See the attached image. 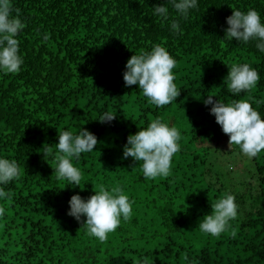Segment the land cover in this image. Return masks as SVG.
<instances>
[{
    "label": "trees",
    "instance_id": "1",
    "mask_svg": "<svg viewBox=\"0 0 264 264\" xmlns=\"http://www.w3.org/2000/svg\"><path fill=\"white\" fill-rule=\"evenodd\" d=\"M12 3L26 25L19 36L24 64L0 73V155L16 159L23 174L5 186L11 199L0 201V264H264V151L249 158L230 148L203 102L208 95L226 103L245 97L253 107L264 101V53L254 42L222 39L234 8L264 16V0H199L181 21L182 33L170 28L177 18L170 5L167 20L153 15L166 0ZM157 43L175 57L181 91L163 107L123 79L127 60ZM226 63H249L261 79L233 96ZM258 110L264 114V103ZM105 111L115 119L99 121ZM156 118L181 130V151L167 177L145 179L123 149ZM82 127L99 143L73 161L83 173L74 187L57 180L43 147L54 148L59 131ZM100 186H121L134 202L130 219L105 241L67 214L72 195L88 198ZM226 193L235 195L238 216L219 236L201 232L199 220Z\"/></svg>",
    "mask_w": 264,
    "mask_h": 264
},
{
    "label": "clouds",
    "instance_id": "2",
    "mask_svg": "<svg viewBox=\"0 0 264 264\" xmlns=\"http://www.w3.org/2000/svg\"><path fill=\"white\" fill-rule=\"evenodd\" d=\"M144 0H139L143 3ZM176 13L170 28L175 33H182L181 21L187 20L192 10L197 9L199 0H166L163 5L153 7V15L167 20L170 9ZM228 27L222 39L239 42V45L255 43V48L264 53V16L255 8L243 11L234 8L227 17ZM26 27L18 14H13L12 0H0V73L10 74L21 71L24 64L20 53L19 36ZM50 39L49 33L43 34V40ZM177 61L168 49L157 43L151 50H141L126 62L123 79L126 87L138 85L149 103L157 107L169 105L177 100L181 91L175 83ZM227 64V63H226ZM229 72L224 78L227 90L233 96L249 93L260 81L261 76L249 63L227 64ZM208 95L206 105H212L210 113L222 131L229 135V146H238L249 158L264 151V114L258 107L264 101H255L242 97L224 102ZM116 115L105 111L99 117L101 122H110ZM181 130L174 124L160 118L151 120L146 127H139L135 134H130L123 149V158L131 157L139 162L145 179L167 177L170 174L173 158L181 151ZM99 143L97 136L82 127L79 131L66 129L58 132V143L53 147H43L45 157L55 161L54 173L58 181L67 180L70 185L81 184L83 173L73 162L81 154L91 153ZM47 160V159H46ZM23 169L18 161L0 155V201L10 200L12 194L5 186L20 178ZM133 201L121 186L107 188L100 186L88 198L79 193L68 201V215L74 217L86 227L89 235L105 241L108 234L116 231L133 214ZM212 211L205 214L198 222V229L210 236H219L230 226V221L238 216L239 206L235 195L226 193L211 202ZM5 208L0 206V216Z\"/></svg>",
    "mask_w": 264,
    "mask_h": 264
}]
</instances>
